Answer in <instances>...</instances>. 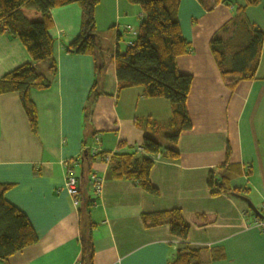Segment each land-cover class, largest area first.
<instances>
[{
    "label": "crops",
    "instance_id": "0c3cea01",
    "mask_svg": "<svg viewBox=\"0 0 264 264\" xmlns=\"http://www.w3.org/2000/svg\"><path fill=\"white\" fill-rule=\"evenodd\" d=\"M244 2H179L177 19L191 52L177 60V68L192 77L186 104L191 129L179 136L178 161L152 157L149 180L158 195L111 180L108 159H96L89 168L92 178L101 182L99 193L91 181L85 193L78 186V205L64 189L67 170L82 185L87 151L110 156L138 147L145 133L136 120L155 121L157 130L150 137L164 142L170 107L165 99L141 97L139 87L119 91L114 65L97 76L91 56L66 49L78 35L80 8L71 4L51 10L52 58L35 67L46 74L53 61L56 72L48 89L29 93L36 113L34 134L20 96L0 94V184L11 186L4 199L27 217L37 236L35 245L0 264H77L80 232L86 226L78 210L86 193L95 200L87 216L94 264H167L180 241L166 226L146 229L141 221L142 214L167 210H179L185 222L190 214H216L210 225H190L186 243L200 249V264H264V233L255 226L258 217L243 200L226 193L212 197L207 187L208 174L221 172L228 147V164L237 167L230 175V188L247 189V199L264 210V0L242 12L263 32L252 81L231 91L209 47L215 34L229 39L230 25L223 27ZM105 14L108 21L102 28ZM142 16L141 9L127 0H100L95 11L98 48L112 55L123 53V30L130 27L136 36ZM30 61L19 40L0 35V79Z\"/></svg>",
    "mask_w": 264,
    "mask_h": 264
},
{
    "label": "trees",
    "instance_id": "16d2710c",
    "mask_svg": "<svg viewBox=\"0 0 264 264\" xmlns=\"http://www.w3.org/2000/svg\"><path fill=\"white\" fill-rule=\"evenodd\" d=\"M196 1L203 5V0ZM244 1L223 27L226 29L230 25L229 39L224 40L215 34L209 42L220 76L231 91L239 83L255 78L263 42V32L242 17L243 10L256 6L259 0ZM99 2L100 0H0V35L6 33L10 38L19 40L31 58L30 62L19 65L0 79V94L17 93L20 96L31 133L34 134L36 113L29 93L31 90L48 89L56 72L53 61L46 74L35 67L52 58L54 42L49 35L53 25L50 12L66 5H77L80 8L79 32L74 42L66 46L67 51L91 56L97 76L106 73L114 65L119 91L139 87L142 89L141 97L165 99L170 107L164 142L150 137L157 130L155 121L150 118L136 120L135 124H142L145 133L140 145L126 151H116L110 156L103 153L91 155L87 151L84 157L87 165L80 181L82 185L78 186L84 189V193L87 192L85 189L92 178L89 168L91 162L96 159L104 162L108 159L111 180L130 182L145 193L157 196L158 191L149 180L152 157L159 156L169 162L178 161L176 145L179 136L191 129L186 104L192 77L179 73L177 68V60L191 52V46L183 38L177 19L180 0H127L129 4L138 6L143 16L131 44L123 53L116 52L114 55L98 48L95 11ZM222 2L224 0H214L216 5ZM138 148L142 151L139 152ZM261 148L264 152V129ZM228 158L229 148L226 147L225 162L219 168L221 172L218 175L212 172L208 174L209 194L214 197L226 193L235 198H247V189H232L229 186L230 175L237 167L228 164ZM10 188V185L0 184V260L4 261L37 243V236L27 217L4 199V194ZM94 201L86 193L83 205L78 210L80 222L86 226L80 232V258L77 264H94L92 226L87 219L88 210ZM257 209L262 215L257 220L264 221V210ZM215 220L214 213H196L190 214L189 222H185L179 210L141 215L144 228L166 226L169 234L180 241L173 259L167 264H200V249L186 243L190 225L203 227Z\"/></svg>",
    "mask_w": 264,
    "mask_h": 264
},
{
    "label": "built area",
    "instance_id": "2783aa9c",
    "mask_svg": "<svg viewBox=\"0 0 264 264\" xmlns=\"http://www.w3.org/2000/svg\"><path fill=\"white\" fill-rule=\"evenodd\" d=\"M126 31L132 32L130 27L125 28ZM133 34V32H132ZM131 43H128L130 45ZM139 152H141V148L137 149ZM159 157L157 156L156 159ZM107 160V159H106ZM91 185L95 191L96 194L99 193L101 182L97 178H92ZM64 189L67 192V194L72 198L74 205H78V194H79V187H78V181L77 178L73 175L72 171L67 170L65 178H64ZM255 226L261 230V232L264 233V221H255Z\"/></svg>",
    "mask_w": 264,
    "mask_h": 264
},
{
    "label": "rangeland",
    "instance_id": "374dc122",
    "mask_svg": "<svg viewBox=\"0 0 264 264\" xmlns=\"http://www.w3.org/2000/svg\"><path fill=\"white\" fill-rule=\"evenodd\" d=\"M102 17V19H101V21H100V26H102V28L103 27H105V25L107 24V17H106V14H105V16H101ZM242 17L245 19V15L244 14H242ZM136 25V26H135ZM133 24V25H130L131 27H133V28H137V25L138 24ZM105 29H107V28H104V29H102V30H100V31H105ZM110 34L112 33V31H113V28H110ZM122 31V30H121ZM98 32H99V30H98ZM126 30L124 31L123 30V36H124V39H123V41H122V44H124V45H122L123 46V48L124 47H127L128 46V40H130V41H133V39H134V37H135V35L134 34H126ZM106 34V33H105ZM104 34V35H105Z\"/></svg>",
    "mask_w": 264,
    "mask_h": 264
},
{
    "label": "water",
    "instance_id": "95a60500",
    "mask_svg": "<svg viewBox=\"0 0 264 264\" xmlns=\"http://www.w3.org/2000/svg\"><path fill=\"white\" fill-rule=\"evenodd\" d=\"M84 155H86V154H84ZM237 198L243 200V201L247 204L249 210H250V211H251L256 217H258V218H260V219L262 218V215L260 214V212L258 211V209L252 204V202H251L249 199H247V198H245V197H242V196H237Z\"/></svg>",
    "mask_w": 264,
    "mask_h": 264
}]
</instances>
